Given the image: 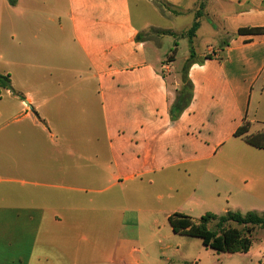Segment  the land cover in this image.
Instances as JSON below:
<instances>
[{"label":"crops","instance_id":"crops-1","mask_svg":"<svg viewBox=\"0 0 264 264\" xmlns=\"http://www.w3.org/2000/svg\"><path fill=\"white\" fill-rule=\"evenodd\" d=\"M199 1L0 0V264H174L173 213L264 214V0H205L183 72Z\"/></svg>","mask_w":264,"mask_h":264},{"label":"trees","instance_id":"trees-1","mask_svg":"<svg viewBox=\"0 0 264 264\" xmlns=\"http://www.w3.org/2000/svg\"><path fill=\"white\" fill-rule=\"evenodd\" d=\"M204 2L205 0H200L198 2V8L194 12V21L186 32L181 34L188 38L189 43L199 25L198 18L202 14ZM261 32H264V28L262 27H246L238 29V33L255 34ZM174 52L175 48H173L168 57L170 58ZM193 57L194 51L190 43V56L182 68L183 72ZM183 72L182 82H185ZM0 87L9 88V78L6 75L0 74ZM188 97V87L186 91L180 89L176 95L175 106L178 108L183 107ZM248 127V122H243L242 125L236 129L235 135L244 134L247 132ZM243 138L247 143L253 146L260 148L264 147L263 131L255 134H245ZM212 221H215L214 228L209 227V223ZM229 222H234L242 228L237 229L236 227H232L228 224ZM169 223L174 233L197 236L201 239L203 245L214 249L216 252L242 253L248 251L251 245V231L256 226L264 231V214L259 215L255 211L241 213L239 211L228 210L223 214L206 212L198 218H192L181 213H173L169 216Z\"/></svg>","mask_w":264,"mask_h":264},{"label":"rangeland","instance_id":"rangeland-1","mask_svg":"<svg viewBox=\"0 0 264 264\" xmlns=\"http://www.w3.org/2000/svg\"><path fill=\"white\" fill-rule=\"evenodd\" d=\"M175 23L180 27L188 25V19L185 17L177 18ZM207 37L198 40V48H201ZM177 42L175 60L181 62L187 54V43L185 39H177L175 37L164 36L161 41L162 55L171 51L174 47L173 42ZM4 68L0 67V73ZM23 69V68H22ZM182 90L186 91V83L183 82ZM2 93V92H1ZM3 184H0V187ZM215 221L209 223L210 228H214ZM232 227L242 228L234 222L228 223ZM252 250L249 253H226L216 252L214 249L202 244L201 239L197 236H187L176 234L171 241L173 247L179 249L173 255L177 257L174 264H254L258 261L264 263V231L255 227L250 233ZM172 264V263H165Z\"/></svg>","mask_w":264,"mask_h":264}]
</instances>
